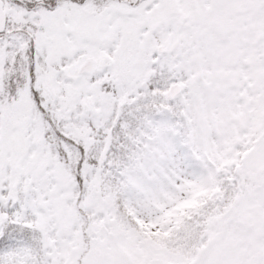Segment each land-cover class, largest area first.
I'll return each mask as SVG.
<instances>
[{"label":"snow or ice","instance_id":"6c2138e0","mask_svg":"<svg viewBox=\"0 0 264 264\" xmlns=\"http://www.w3.org/2000/svg\"><path fill=\"white\" fill-rule=\"evenodd\" d=\"M0 264H264V0H0Z\"/></svg>","mask_w":264,"mask_h":264}]
</instances>
